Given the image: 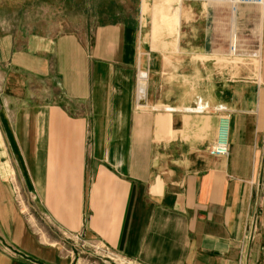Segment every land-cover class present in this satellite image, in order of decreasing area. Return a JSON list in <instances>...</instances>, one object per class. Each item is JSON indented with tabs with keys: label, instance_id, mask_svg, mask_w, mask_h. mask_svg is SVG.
Wrapping results in <instances>:
<instances>
[{
	"label": "crops",
	"instance_id": "obj_1",
	"mask_svg": "<svg viewBox=\"0 0 264 264\" xmlns=\"http://www.w3.org/2000/svg\"><path fill=\"white\" fill-rule=\"evenodd\" d=\"M143 5L132 25L0 35V264H71L16 176L48 226L135 264H264V5L236 19L259 70L224 73L190 54L227 42L231 13L181 7L178 52L159 53Z\"/></svg>",
	"mask_w": 264,
	"mask_h": 264
},
{
	"label": "rangeland",
	"instance_id": "obj_2",
	"mask_svg": "<svg viewBox=\"0 0 264 264\" xmlns=\"http://www.w3.org/2000/svg\"><path fill=\"white\" fill-rule=\"evenodd\" d=\"M241 2V0H189L187 2L182 0H144L143 12L146 19H143V26L148 32L146 39L151 42L153 51L176 54L178 48L174 38L177 26L170 28L168 25L180 8L185 6L189 8L195 5L205 7L210 27L213 18L212 10L219 9L231 13L230 15L226 14V20H228L226 22L229 23V27L226 28L230 29L229 35L227 34V42L220 46H213L211 42V46L206 49L205 53L190 55L195 57V60L203 62L205 71L213 70L215 67L222 73L235 72L245 65L258 71L260 47H258L259 42L254 39H259V37L249 31L241 33L240 27L236 23L237 14L244 15L258 7L238 4ZM139 8L140 0H0V35L12 34L18 38L26 37L29 34L60 37L72 33L85 34L88 31H93L97 26L114 24L118 21H125L132 25L137 21ZM165 12L169 17L164 16ZM228 18L234 20L229 22ZM190 19L191 15H188V20ZM200 22L198 30L205 28L207 24L205 18L202 17ZM234 39L237 42V52L230 54V45L233 44ZM165 41H168L169 44H165ZM197 69H200V64L189 65V71L193 72ZM142 73L145 71L141 70V77ZM16 186L15 194L18 201L26 208L25 215L34 217L35 224L33 223V225L45 233L48 238L47 243H53L62 256L69 257L71 264H104L102 261H109L111 264H135L116 255L110 256L102 250L90 246H85L83 249L94 256L86 255L76 249L74 245H82L79 240L59 233L50 222L48 226L41 219L39 211L35 213L29 208L17 176Z\"/></svg>",
	"mask_w": 264,
	"mask_h": 264
},
{
	"label": "built area",
	"instance_id": "obj_3",
	"mask_svg": "<svg viewBox=\"0 0 264 264\" xmlns=\"http://www.w3.org/2000/svg\"><path fill=\"white\" fill-rule=\"evenodd\" d=\"M238 4H244V5H255L257 7H262L264 5V0H242L241 3H238ZM236 47H237V42L235 41V39L233 40V44L230 45V54H236ZM258 47H259V44H258ZM229 152H230V144H229V139H228V136H222L211 148L210 150V153L212 156L214 157H217V158H221V157H227L229 155ZM256 232V229L255 227H253L249 237H248V241H252L253 238H254V234ZM77 239H79L77 237ZM80 240V239H79ZM82 245V247H85V246H90L94 249H97V250H102L104 253H107L108 255L110 256H115V254L110 251L108 248H105V247H101V246H98V245H86L85 243L83 242H80ZM248 257V252H245V253H242V261H245Z\"/></svg>",
	"mask_w": 264,
	"mask_h": 264
},
{
	"label": "water",
	"instance_id": "obj_4",
	"mask_svg": "<svg viewBox=\"0 0 264 264\" xmlns=\"http://www.w3.org/2000/svg\"><path fill=\"white\" fill-rule=\"evenodd\" d=\"M26 197H27V204H28V206H29L31 209L35 210L33 204L31 203V199L29 198V195H28V194H26ZM74 247H75L76 249L82 251V252L85 253L86 255L94 256V255L91 254L90 252L85 251V250L83 249V247L80 246V245H74ZM102 262H103L104 264H111L109 261H102Z\"/></svg>",
	"mask_w": 264,
	"mask_h": 264
},
{
	"label": "bare ground",
	"instance_id": "obj_5",
	"mask_svg": "<svg viewBox=\"0 0 264 264\" xmlns=\"http://www.w3.org/2000/svg\"><path fill=\"white\" fill-rule=\"evenodd\" d=\"M242 1V0H241ZM244 1H246V0H244Z\"/></svg>",
	"mask_w": 264,
	"mask_h": 264
}]
</instances>
